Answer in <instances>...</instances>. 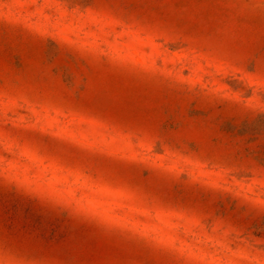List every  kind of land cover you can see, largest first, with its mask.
<instances>
[{"label": "rangeland", "instance_id": "374dc122", "mask_svg": "<svg viewBox=\"0 0 264 264\" xmlns=\"http://www.w3.org/2000/svg\"><path fill=\"white\" fill-rule=\"evenodd\" d=\"M0 264H264V0H0Z\"/></svg>", "mask_w": 264, "mask_h": 264}]
</instances>
